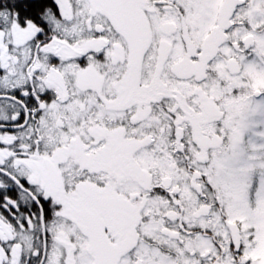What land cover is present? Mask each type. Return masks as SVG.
Here are the masks:
<instances>
[{
  "label": "snow or ice",
  "instance_id": "obj_1",
  "mask_svg": "<svg viewBox=\"0 0 264 264\" xmlns=\"http://www.w3.org/2000/svg\"><path fill=\"white\" fill-rule=\"evenodd\" d=\"M0 264H264V0H0Z\"/></svg>",
  "mask_w": 264,
  "mask_h": 264
}]
</instances>
